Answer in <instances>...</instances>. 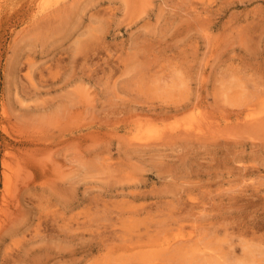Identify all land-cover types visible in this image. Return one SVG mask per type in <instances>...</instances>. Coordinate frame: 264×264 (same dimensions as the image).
Segmentation results:
<instances>
[{
  "label": "rangeland",
  "instance_id": "rangeland-1",
  "mask_svg": "<svg viewBox=\"0 0 264 264\" xmlns=\"http://www.w3.org/2000/svg\"><path fill=\"white\" fill-rule=\"evenodd\" d=\"M262 87L264 0H0V264H264Z\"/></svg>",
  "mask_w": 264,
  "mask_h": 264
},
{
  "label": "bare ground",
  "instance_id": "bare-ground-1",
  "mask_svg": "<svg viewBox=\"0 0 264 264\" xmlns=\"http://www.w3.org/2000/svg\"><path fill=\"white\" fill-rule=\"evenodd\" d=\"M176 15V14H175ZM177 16V15H176ZM189 16V15H188ZM186 17V16H185ZM190 17V16H189ZM182 20V19H181ZM185 20V19H184ZM183 21V20H182ZM196 21V20H195ZM176 22V21H175ZM197 22V21H196ZM199 24V23H198ZM242 74V73H241ZM240 74V75H241ZM244 75V74H243ZM93 76V75H92ZM92 76H91V78H92ZM94 81V80H93ZM260 86V85H259ZM263 89H264V87H262ZM264 97V96H263ZM255 98V97H254ZM261 102V101H260ZM259 102V103H260ZM261 104H263L264 105V99H262V102H261ZM257 105H259V104H257ZM188 108V107H187ZM186 108V109H187ZM178 111V110H177ZM242 112V111H241ZM178 113V112H177ZM231 113V112H230ZM243 113V112H242ZM227 114V113H226ZM184 115V114H183ZM235 115H236V113H235ZM232 116H230L229 115V119L230 120H232V118H231ZM249 117V116H248ZM175 118V117H174ZM241 114H240V112H239V114H237V117H236V121H241ZM226 119V118H225ZM229 119H226L227 120V122H228V120ZM163 120V119H162ZM229 120V121H230ZM134 121V120H133ZM254 122H255V124L253 123V127L255 128V130L257 131V132H259V133H261L262 134V132L264 131V115H263V117L262 118H256V120H253ZM146 122V121H145ZM195 128H197V127H195ZM254 128H253V130H254ZM199 130H198V133H203V131H202V128H198ZM195 130V129H194ZM193 130V131H194ZM204 130V129H203ZM249 130V129H248ZM254 130V131H255ZM191 131H192V129H187L186 130V132L188 133L187 135V137H186V139H187V141L188 140H190L188 137H190V133H191ZM196 131V130H195ZM252 132V131H251ZM181 132H179V135L180 136H182L181 134H180ZM184 133V132H183ZM182 133V134H183ZM193 133V132H192ZM207 134V133H206ZM264 134V133H263ZM195 134L193 133V136H194ZM204 137H202V136H200V135H196V138L197 139H201V138H205V135H203ZM210 136H211V134H210ZM179 136L178 135H172V136H169V137H165V138H163V139H161V138H159L158 140V142H161V143H159V144H157V146H165V145H168V144H172V143H174L175 141H177V140H179V139H177ZM183 137V136H182ZM184 137H185V135H184ZM183 137V138H184ZM216 138V137H215ZM177 139V140H176ZM185 139V138H184ZM209 139H214L213 137H211V138H209ZM162 140V141H161ZM205 140H207V139H205ZM180 141V140H179ZM203 141V140H202ZM163 142V143H162ZM204 143H206V142H204ZM179 144V143H178ZM177 144V145H178ZM181 144V143H180ZM184 144V143H183ZM152 145V144H151ZM149 143H144L143 144V147L145 148V147H149V146H151ZM130 146H131V144H130ZM137 146H139V144L137 145ZM180 146V145H179ZM188 146V145H187ZM134 147V146H133ZM136 147V146H135ZM164 148V147H163ZM173 148V147H172ZM135 150V149H134ZM133 151V150H132ZM156 157V156H155ZM144 158V157H143ZM210 234V233H209ZM211 235V234H210ZM226 235H227V233H226ZM229 236V235H228ZM207 237H209V236H207ZM206 237V238H207ZM149 238V237H148ZM193 239H195V237H192ZM190 239L191 241L193 240V239ZM204 239V238H203ZM203 239H201V242H202V240ZM200 240V239H199ZM228 240V239H227ZM189 242V243H183L182 241H180V243H178V244H172L169 240H167V238L166 239H164V240H157V238H152V237H150L149 238V240H148V242L147 243H145V244H143L142 245V243H139L140 244V246H135V247H133L132 248V250H128L129 252H136V251H140V252H138V253H140V254H143V256H142V261H144V263H148V262H151V263H153V264H160L161 263V261H162V259L163 258H167V259H177V257L179 256V257H184V256H186V255H189L191 252H194L195 250L193 249V247H192V245L190 244V243H192V242ZM182 242V243H181ZM188 242V241H187ZM194 242V241H193ZM226 243V242H225ZM227 243H229V242H227ZM233 244V243H232ZM247 244V243H246ZM229 245H230V243H229ZM226 246V245H225ZM249 247H251L250 245H248ZM230 247V246H229ZM232 247V246H231ZM253 247H254V245H253ZM252 247V248H253ZM209 248V247H208ZM224 248V247H223ZM222 248V249H223ZM203 249V248H202ZM234 249V248H233ZM229 250L231 251V248H229ZM252 250V249H251ZM229 252V251H228ZM137 253V254H138ZM214 253H218V252H214ZM137 254H134V255H137ZM206 254V253H205ZM226 254V253H225ZM228 254V253H227ZM200 255V254H199ZM198 256V255H197ZM211 258H213V257H211ZM152 259H154L156 262H152ZM187 259V258H186ZM200 259V258H199ZM198 259V260H199ZM141 261V262H142Z\"/></svg>",
  "mask_w": 264,
  "mask_h": 264
}]
</instances>
